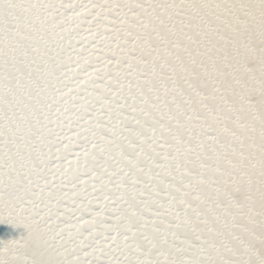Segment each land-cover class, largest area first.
Segmentation results:
<instances>
[{
    "label": "snow or ice",
    "instance_id": "snow-or-ice-1",
    "mask_svg": "<svg viewBox=\"0 0 264 264\" xmlns=\"http://www.w3.org/2000/svg\"><path fill=\"white\" fill-rule=\"evenodd\" d=\"M0 264H264V0H0Z\"/></svg>",
    "mask_w": 264,
    "mask_h": 264
},
{
    "label": "bare ground",
    "instance_id": "bare-ground-1",
    "mask_svg": "<svg viewBox=\"0 0 264 264\" xmlns=\"http://www.w3.org/2000/svg\"><path fill=\"white\" fill-rule=\"evenodd\" d=\"M23 234H25V230L22 226L0 223V241L2 242L19 239Z\"/></svg>",
    "mask_w": 264,
    "mask_h": 264
}]
</instances>
